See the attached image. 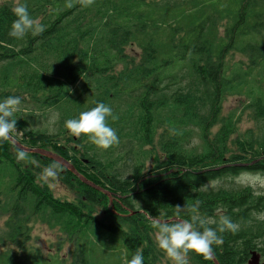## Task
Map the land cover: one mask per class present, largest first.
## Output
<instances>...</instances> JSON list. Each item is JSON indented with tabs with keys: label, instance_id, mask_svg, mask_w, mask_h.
Here are the masks:
<instances>
[{
	"label": "trees",
	"instance_id": "1",
	"mask_svg": "<svg viewBox=\"0 0 264 264\" xmlns=\"http://www.w3.org/2000/svg\"><path fill=\"white\" fill-rule=\"evenodd\" d=\"M67 2L21 0L44 26L22 39L8 35L15 5L0 6V99L18 95L23 105L26 97L43 113L58 112L56 131L49 132L36 130V110L23 107L11 137L65 159L101 191L43 154L23 150L25 158L17 160L22 149L0 141V214L7 217L0 264H127L137 248L143 264H164L153 222L193 214L211 227L220 215L239 226L235 234L218 233L224 241L213 246L218 264H248L254 252L264 260V194L236 182L264 174V96L247 106L257 133H240L235 115L223 116L226 98L264 68V0ZM237 54L247 62L228 75ZM97 102L117 117L107 120L119 137L108 150L64 128L66 119ZM155 146L162 156L153 157ZM150 157L155 163L146 169ZM49 165L73 200L56 197L45 183ZM34 220L74 244L70 262L44 259L28 247ZM187 260L215 264L194 252Z\"/></svg>",
	"mask_w": 264,
	"mask_h": 264
},
{
	"label": "clouds",
	"instance_id": "2",
	"mask_svg": "<svg viewBox=\"0 0 264 264\" xmlns=\"http://www.w3.org/2000/svg\"><path fill=\"white\" fill-rule=\"evenodd\" d=\"M82 6L92 3V0H80ZM67 7H72V3L67 2ZM15 19L11 23L8 35L14 39H22L25 34L31 32L33 36L44 31V26L39 19H34L28 11L25 3L17 2L12 9ZM22 98L18 95H8L0 99V141L12 139L11 133L17 127V120L14 115L19 111ZM115 120L111 107L97 102L94 107L79 113L77 118H70L64 121V128L70 136L79 139L82 135L95 145L98 149L108 150L119 143V137L114 128L107 120ZM25 153L18 150L17 160H23ZM58 168L49 165L43 170L45 178L55 177ZM180 208V206H177ZM197 206H193L195 213ZM154 231V243L164 252L172 264H188L187 256L189 252L202 255L205 259H211L213 246L223 244L222 235L224 232L238 231V225L226 215H220L219 223L215 227L209 226V221L199 219L195 214L190 219L176 220L175 222L154 221L152 224ZM127 264H143L142 250L137 248Z\"/></svg>",
	"mask_w": 264,
	"mask_h": 264
},
{
	"label": "rangeland",
	"instance_id": "3",
	"mask_svg": "<svg viewBox=\"0 0 264 264\" xmlns=\"http://www.w3.org/2000/svg\"><path fill=\"white\" fill-rule=\"evenodd\" d=\"M13 2L16 6L18 0H0V6L6 4L8 2ZM21 2V0H19ZM130 55H137L138 52L128 50ZM137 53V54H136ZM241 61H246V59L242 58L240 55L232 56L229 62L228 75H232L233 70L236 68V65ZM122 66H119L120 69ZM239 94L235 93L234 95H230L226 98L223 107V116L230 117L231 115H235V118L239 120L238 127L240 133H245L247 130H253L256 133L258 132V125L252 119L250 112L247 109L249 102H251L254 96H264V68H258L253 70L251 75L248 77V80L238 88ZM27 102L23 105L21 104L19 107V111L24 107L28 108L31 111L36 110L34 128L36 130L48 129L49 132L56 131V123L59 119V113L53 110H50L47 113H43L37 109L35 103L30 100V98H24ZM23 111V110H22ZM23 118V117H22ZM219 127H216L213 130V134L219 131ZM14 135L17 137L19 141H22L21 134ZM236 135H233L232 140L236 139ZM194 143H198L197 138H194ZM155 150H151V147H147L144 151H153V157L162 156V152L159 150L158 146H155ZM147 168L150 169L155 160L150 157L149 160L146 161ZM130 173V169L124 170V177H128ZM43 180L45 183L51 188L56 197L61 199H69L73 200L75 195L72 191L67 189L60 181L58 175L55 177L45 178L43 176ZM237 183L243 186L252 187L257 192L264 194V174H243L237 180ZM264 219V214L261 216ZM7 220V217L3 214H0V227H2ZM30 240L28 242V247L34 248L35 250H40L44 259L49 258H58V260H67L68 262L72 259V253L74 251V244L69 242L60 230H51L47 226L41 224L38 220L32 221L30 224ZM169 261V263H168ZM264 263V260H261ZM164 264H172V262L165 259Z\"/></svg>",
	"mask_w": 264,
	"mask_h": 264
},
{
	"label": "water",
	"instance_id": "4",
	"mask_svg": "<svg viewBox=\"0 0 264 264\" xmlns=\"http://www.w3.org/2000/svg\"><path fill=\"white\" fill-rule=\"evenodd\" d=\"M11 142H13L17 147H19L20 149L24 150L25 152L28 153H39V154H43L55 161H57L59 164H61L62 166H64L65 168L69 169L71 172H73L83 183L87 184L90 187H93L97 190H100V188H98L97 186H95L93 183L89 182L87 179H85L83 176L79 175L75 168L69 163L67 162L65 159L59 157L58 155H54L53 153L50 152H45V151H39V150H32V149H27L25 147H23L19 142L15 141L13 138L10 139ZM176 221V220H173ZM168 222H172V221H168ZM211 259L214 260V257L211 256ZM262 258L261 255L258 254L257 252L252 253V256L248 262V264H264L261 262ZM215 264H218L215 260H214Z\"/></svg>",
	"mask_w": 264,
	"mask_h": 264
}]
</instances>
